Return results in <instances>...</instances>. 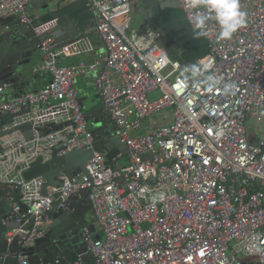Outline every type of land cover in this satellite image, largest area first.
<instances>
[{
	"label": "built area",
	"instance_id": "built-area-1",
	"mask_svg": "<svg viewBox=\"0 0 264 264\" xmlns=\"http://www.w3.org/2000/svg\"><path fill=\"white\" fill-rule=\"evenodd\" d=\"M33 1L0 0V21L12 17L33 26L41 52L35 70L52 75L41 89L16 96L10 83H0V112L10 117L0 121V133L32 126L29 138L21 130L0 136V185L11 189V213L20 224L8 238L21 248L34 245L46 234L52 210L87 197L103 237L84 225L92 261L83 255L74 264H246L244 257L264 264V140L251 141L246 128L249 117L264 114V0H238L244 24L228 39L220 38L215 19L206 21L200 30L208 51L196 60L194 78L181 74L182 63L158 41L142 49L128 36L137 0H88L107 57L102 65L79 66H66L63 58L80 53L81 39L59 42L53 34L59 18L37 22L29 12ZM177 1L188 21L206 11ZM84 74L129 148V163L117 166L120 154L109 162L96 152L88 174H63L60 186L43 175L25 178L34 162H49L55 151L64 156L92 148L95 134L76 87ZM166 108L173 109L171 123L131 136ZM57 194L62 201L54 205ZM3 259L44 264L23 251Z\"/></svg>",
	"mask_w": 264,
	"mask_h": 264
},
{
	"label": "water",
	"instance_id": "water-1",
	"mask_svg": "<svg viewBox=\"0 0 264 264\" xmlns=\"http://www.w3.org/2000/svg\"><path fill=\"white\" fill-rule=\"evenodd\" d=\"M58 17V16H57ZM59 18V17H58ZM6 21L3 19L2 21ZM43 21V20H41ZM60 23V18H59ZM56 28L53 34L56 35ZM58 41L62 38L57 36ZM40 41L33 26L19 23L16 18L11 24H7L4 33L0 34V82L10 83L15 89L24 92L20 85H24L20 80L29 74L24 57L33 53ZM38 48V47H37ZM80 100L81 106L83 102ZM13 115H11L12 117ZM96 117V122H101L97 128L93 129L95 142L90 149H78L64 156H57L53 153V159L43 163L41 160L34 162L31 168L24 172L27 179L43 175L49 185L60 186L63 180L61 175L66 174L73 178L78 173L88 174L87 163L96 152L107 155L110 162L112 156L118 155L122 146H127L117 134L115 122L105 111V107H99L92 112L86 113L87 119ZM6 115L0 112V121H6ZM21 130L28 138L32 133V126L29 123L20 125L16 129L4 131L0 136ZM6 187V186H5ZM5 187L0 185V264H18V260L3 259L6 252L16 253L23 251L28 255L32 263L55 262L58 260L63 264H74L77 260L88 253V245L83 234V226L88 225L94 232L96 229L97 216L93 208V203L86 197L78 200L73 199L68 208L54 209L49 213L50 223L46 234L38 238L34 245L21 248L18 239L10 240L7 233L10 229L20 226L11 213V205L8 196L5 197ZM45 184L43 191L46 190ZM89 191H85L87 196ZM60 195L54 201V205L61 203ZM23 209L27 210L23 205ZM33 223L27 225L32 228ZM246 264H255L248 263Z\"/></svg>",
	"mask_w": 264,
	"mask_h": 264
},
{
	"label": "crops",
	"instance_id": "crops-1",
	"mask_svg": "<svg viewBox=\"0 0 264 264\" xmlns=\"http://www.w3.org/2000/svg\"><path fill=\"white\" fill-rule=\"evenodd\" d=\"M40 1L42 2L35 3L33 1L29 6V12L35 20L41 21L53 16H58L60 18V23L56 28V35L54 34V36L56 38H58L57 36L62 38V41L59 42L69 43L81 39L79 42L80 53L64 57V65L79 66L82 63L87 65L95 62H99L100 65L104 64L107 57V47L97 32L95 14L88 5V0ZM142 7H144L145 10H148V12L151 10L155 22L161 29L164 39L158 43L168 50L173 58L178 59L182 63V75L194 78L195 76L192 75V71L193 69H195V71L197 70L196 60L200 56H204L208 51L207 42L203 34H200L202 33L201 30H194L193 25L186 19L177 0H146V4H142ZM48 10L50 11L47 13ZM13 19L14 18L10 17L7 18L6 21H0V34L4 33L6 25L11 24ZM141 36L142 35H138V42H135L142 49L147 48L152 40H158L156 37H149V39L145 40ZM23 60L29 61V63L26 64L29 74L26 78L20 80L21 83H24V85H20L24 92L39 90L50 82L52 75L49 71L40 70L36 72L35 70L41 63V52L37 47L31 55L24 57ZM76 87L79 93V98L83 102L82 110L85 114L92 112L99 107H104L102 95L94 85L93 79L89 74L80 76L76 81ZM10 91L12 96L23 93L18 89H15L13 86ZM151 94H156L155 98H157L160 92L158 90L154 91L150 93L149 96ZM6 117V121H8L10 117L7 115ZM96 117L99 118V116H94V118H92L93 121H89L88 126L90 130L95 129V123H97L95 120ZM147 126H145L146 132ZM246 128L251 141L257 142V140H264V114H262L261 120H259L258 117H249L246 120ZM119 154L120 156L117 159V166H123L121 164L126 162L129 163V148L127 146H122ZM5 190V197L9 195L8 201L10 203L12 195L11 189L6 186ZM95 226L96 229L94 231V236L96 238L103 237V232L97 223H95ZM234 245L235 242H231L230 246L234 247ZM83 259L87 262L92 261L90 255H84ZM244 259L248 263L257 262L249 257H244Z\"/></svg>",
	"mask_w": 264,
	"mask_h": 264
},
{
	"label": "clouds",
	"instance_id": "clouds-1",
	"mask_svg": "<svg viewBox=\"0 0 264 264\" xmlns=\"http://www.w3.org/2000/svg\"><path fill=\"white\" fill-rule=\"evenodd\" d=\"M188 8H203L206 11L196 12L189 16V22L195 29H203L206 21L210 18L215 19L221 27L220 38L228 39L232 34L244 24L245 13L240 11L238 0H186ZM203 34V33H200ZM195 69L192 75L195 76ZM213 77L209 76L208 79Z\"/></svg>",
	"mask_w": 264,
	"mask_h": 264
},
{
	"label": "rangeland",
	"instance_id": "rangeland-1",
	"mask_svg": "<svg viewBox=\"0 0 264 264\" xmlns=\"http://www.w3.org/2000/svg\"><path fill=\"white\" fill-rule=\"evenodd\" d=\"M35 3L37 2H42L40 0H34ZM46 2V1H44ZM46 4V3H44ZM142 4H146V0L142 1H135L133 2L132 5V11H131V20L129 23V26L127 28V34L132 40L138 42V35H142L143 39L147 40L149 37H156L158 42H161L162 39H164V36L161 32V29L155 22L151 10L148 12V10H145L144 7H142ZM50 10L47 11V13ZM32 13V12H31ZM37 19V18H36ZM37 22H40V20H36ZM162 34V35H161ZM156 94H151L149 97L150 98H155ZM160 95V94H159ZM158 95V96H159ZM173 119V109L172 108H166L163 109L162 111L154 114L153 116L147 117L146 119L143 120V128L139 132H132L131 136L137 137L139 135L145 134L146 133V128L145 126L147 125H161L162 123H168L171 122ZM90 121H93L90 120ZM95 123V122H94ZM100 123H95V127H98ZM97 125V126H96ZM257 142H260V140H257ZM128 164L123 163L121 165ZM232 248V247H231ZM252 260H255L256 257H250Z\"/></svg>",
	"mask_w": 264,
	"mask_h": 264
}]
</instances>
